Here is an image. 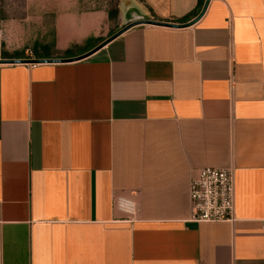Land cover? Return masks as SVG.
<instances>
[{"label":"crops","instance_id":"1","mask_svg":"<svg viewBox=\"0 0 264 264\" xmlns=\"http://www.w3.org/2000/svg\"><path fill=\"white\" fill-rule=\"evenodd\" d=\"M202 8L120 0L118 30L192 24L138 25L82 60L0 63V264H264V0H211L196 20ZM105 17L59 14L56 47L82 48L61 58L105 41ZM27 43H0V59L57 58ZM207 166L235 168L234 223L189 221Z\"/></svg>","mask_w":264,"mask_h":264},{"label":"rangeland","instance_id":"2","mask_svg":"<svg viewBox=\"0 0 264 264\" xmlns=\"http://www.w3.org/2000/svg\"><path fill=\"white\" fill-rule=\"evenodd\" d=\"M48 2L50 9L46 11L42 9V11L41 5L44 4L42 0H3L4 7L7 9L3 12V17L9 20L1 21L2 43L13 48L17 46L19 41L21 42V39H28V43L23 49L24 55L29 57L36 56L37 52H41V54H50L61 58L70 54H67L66 50L56 47V22L59 14L76 16L79 20L84 14L106 13L103 25L99 31L101 39L109 38L121 26L122 19L119 16L120 0H48ZM42 13H44L45 18L41 23L38 17ZM27 16H33L34 20L26 21ZM11 18L13 20L19 19L20 25L18 27L16 25L12 26L10 23ZM68 25L69 23H67ZM37 42H39L38 45L40 47L34 46ZM44 44L46 48L42 46ZM81 51L82 48H73L71 54H78Z\"/></svg>","mask_w":264,"mask_h":264},{"label":"built area","instance_id":"3","mask_svg":"<svg viewBox=\"0 0 264 264\" xmlns=\"http://www.w3.org/2000/svg\"><path fill=\"white\" fill-rule=\"evenodd\" d=\"M3 41L0 22V43ZM193 223H234L236 221V176L233 166L199 167L193 169L189 184ZM128 209L130 220H135L136 208L132 202L120 201Z\"/></svg>","mask_w":264,"mask_h":264},{"label":"water","instance_id":"4","mask_svg":"<svg viewBox=\"0 0 264 264\" xmlns=\"http://www.w3.org/2000/svg\"><path fill=\"white\" fill-rule=\"evenodd\" d=\"M210 1L211 0H205L203 8H202V10H201V12L198 15L196 20H198L199 18H201L203 16V14L205 13ZM143 24H155V25H163V26H171V27H175V26H181L182 27V26H189L192 23L183 24V25H174L171 23H166V22H161V21H156V20L139 19V20H135V21L130 22L129 24H127L126 26H124L123 28L118 30L116 33H114L112 36L107 38L105 41L100 43L98 46H96L92 50H90L87 53H84L82 55L76 56V57H70V58H36V59H29V58L0 59V63H2V64H17V63L40 64V63H50V62H71V61L82 60L84 58L91 56L92 54H94L95 52H97L98 50H100L101 48L106 46L112 40L116 39L117 37L122 35L124 32L128 31L129 29H131L135 26H138V25H143Z\"/></svg>","mask_w":264,"mask_h":264},{"label":"trees","instance_id":"5","mask_svg":"<svg viewBox=\"0 0 264 264\" xmlns=\"http://www.w3.org/2000/svg\"><path fill=\"white\" fill-rule=\"evenodd\" d=\"M204 2H205V0H199V6H200V7H203ZM93 41H94L93 38H89V39H87V41H86V43H85V47H88ZM44 48H46V47H44ZM73 48H81V47L78 46V45H75V46H73V47L67 49L66 52H67V54H70L69 56L72 55L71 53L73 52ZM3 56H4V57H9V56H7V54H6L5 52H3Z\"/></svg>","mask_w":264,"mask_h":264}]
</instances>
